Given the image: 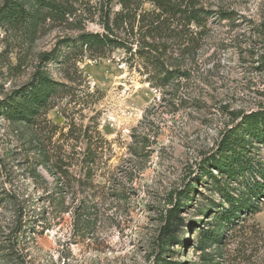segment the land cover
I'll list each match as a JSON object with an SVG mask.
<instances>
[{
	"label": "rangeland",
	"instance_id": "rangeland-1",
	"mask_svg": "<svg viewBox=\"0 0 264 264\" xmlns=\"http://www.w3.org/2000/svg\"><path fill=\"white\" fill-rule=\"evenodd\" d=\"M57 1L74 13L35 35L0 24V100L41 65L67 86L35 124L0 115V264H264V201L221 246L198 247L225 204L205 161L238 123L232 112L264 110V0H202L216 12L208 35L194 55L170 49L166 65L186 75L167 85L124 49L91 59L74 47L104 31L97 0ZM192 183L159 260L167 214Z\"/></svg>",
	"mask_w": 264,
	"mask_h": 264
},
{
	"label": "trees",
	"instance_id": "trees-1",
	"mask_svg": "<svg viewBox=\"0 0 264 264\" xmlns=\"http://www.w3.org/2000/svg\"><path fill=\"white\" fill-rule=\"evenodd\" d=\"M97 5L104 31L82 33L74 39V47L88 51L91 59L124 49L132 58L150 62L161 75V85L169 84L174 75H186L166 65L170 49L180 46L194 55L208 35L210 19L216 15L214 10L203 6L202 0H97ZM73 13L65 2L57 0H5L0 9V24H24L35 35L48 19L63 20ZM54 59L56 50L41 55L43 63ZM66 89V84L54 80L41 65L29 82L0 100V115L11 122L35 124L50 107L53 96ZM231 115L238 123L226 130L217 150L204 165L205 175L214 181L227 204H216L210 216L212 219L198 244L204 251L209 245L221 246L226 231L244 219L243 215L259 211V203L264 201V164L252 155L255 143H264V110L238 111ZM234 183H239V187ZM193 188L192 183L181 191L179 203L167 214L170 221L161 236L159 260L167 250L171 220L178 217L185 197ZM204 211L207 213L209 209ZM213 260L214 257L208 256L204 263L214 264Z\"/></svg>",
	"mask_w": 264,
	"mask_h": 264
}]
</instances>
